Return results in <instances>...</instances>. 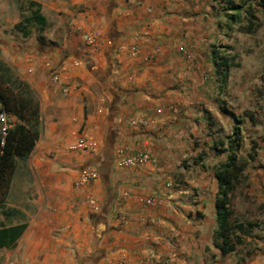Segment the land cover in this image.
<instances>
[{
  "label": "crops",
  "instance_id": "obj_1",
  "mask_svg": "<svg viewBox=\"0 0 264 264\" xmlns=\"http://www.w3.org/2000/svg\"><path fill=\"white\" fill-rule=\"evenodd\" d=\"M27 1L45 25L23 35L20 2L0 0V59L34 92L41 131L11 176L5 226L25 228L0 264H225L239 247L223 255L213 237L217 167L234 143L222 117H236L216 87L222 57H235L218 51L233 33L227 0ZM79 136L95 149H72ZM144 148L152 163L118 164V150ZM242 158L233 213L250 198L264 208V156ZM85 166L97 178L79 184Z\"/></svg>",
  "mask_w": 264,
  "mask_h": 264
},
{
  "label": "trees",
  "instance_id": "obj_2",
  "mask_svg": "<svg viewBox=\"0 0 264 264\" xmlns=\"http://www.w3.org/2000/svg\"><path fill=\"white\" fill-rule=\"evenodd\" d=\"M31 5H37L34 1H29ZM229 6L226 9L232 11L228 13L229 19L236 21L242 12L245 24L238 25L245 33H252L254 30V8L244 2L235 3L227 0ZM257 8L264 12V0H254ZM246 5V6H245ZM25 22H34L38 29L45 25V18L39 12L38 7L31 11V14L24 18ZM25 22L21 19L16 27L23 35L28 34L29 29L24 27ZM234 57H222L217 70L220 76V83H225L227 67L230 65L238 66L233 62ZM0 112L14 117V124L8 130L5 138L2 153L0 154V204L3 202L9 188L11 176L16 166V160H25L32 150L35 141L41 131L39 118V106L34 92L26 81L21 79L14 70L0 59ZM249 116L252 117L250 114ZM233 150L228 151L225 160L217 167L218 192L215 197L216 209V228L213 237L216 239L214 244L220 249L223 255L234 251L236 246L244 240V233L250 231L258 223L251 221H236L231 207V198L236 186L245 178L244 169L245 158L237 156L239 130L233 127ZM255 148V146H254ZM255 153H248L250 159ZM25 228V223L15 225L0 226V248L11 247L15 244L18 237Z\"/></svg>",
  "mask_w": 264,
  "mask_h": 264
},
{
  "label": "rangeland",
  "instance_id": "obj_3",
  "mask_svg": "<svg viewBox=\"0 0 264 264\" xmlns=\"http://www.w3.org/2000/svg\"><path fill=\"white\" fill-rule=\"evenodd\" d=\"M18 1L20 2V12H22L20 15L25 22L24 18L29 16L38 4L31 5L27 0ZM233 1L241 4L244 2L255 7L253 11L255 25L252 33L243 32L242 28H239L240 25L245 24L241 12L236 18L237 20L234 21L233 33L227 37V42L219 46L220 54H233L235 56L233 62L238 63L237 68L232 69L229 82L216 86L223 95V99L219 102V108H224L236 116L232 125L226 124L222 117L224 131L221 134L226 138L227 135L231 136L232 131V135H234L233 127L241 124L238 135L241 147L238 155L246 157L248 153H258V156H264V12L256 7L254 0ZM6 10H8L7 7ZM225 22L223 19V25ZM24 27L33 30L38 28V25L34 22H25ZM246 114L252 115L253 124L247 120ZM23 161L19 160L17 163L20 171L24 167ZM242 186V183L238 184L235 193L240 191ZM254 199H248L253 201L246 207H238V204L233 202L236 221H251L258 224L250 231L243 232L244 240L235 254L223 259L225 264H264V244L261 242V239H264V208L257 207ZM5 203L6 196L0 204V226L5 225L6 215L9 212ZM247 236L249 239L245 240Z\"/></svg>",
  "mask_w": 264,
  "mask_h": 264
},
{
  "label": "built area",
  "instance_id": "obj_4",
  "mask_svg": "<svg viewBox=\"0 0 264 264\" xmlns=\"http://www.w3.org/2000/svg\"><path fill=\"white\" fill-rule=\"evenodd\" d=\"M99 36V31L97 29H92L87 32H83L81 39L86 46L92 47L96 44L97 38ZM188 58H192L191 54H186ZM50 79L53 82H58L59 77L56 72L50 73ZM130 123L136 126H144L146 124L145 119L137 118L131 119ZM14 120L12 116L7 115L5 112H0V154L4 146L5 138L8 130L13 126ZM96 147L95 141L88 139L85 136H79L74 144L71 146L72 149H89L93 150ZM123 151L118 150V164L121 166L134 165V164H144L147 162L152 163L154 159L151 157L147 149H141L140 151L130 154L122 155ZM97 178V171L89 166L82 167L79 170V184L90 183ZM148 203H154L155 199L153 197L145 199Z\"/></svg>",
  "mask_w": 264,
  "mask_h": 264
},
{
  "label": "water",
  "instance_id": "obj_5",
  "mask_svg": "<svg viewBox=\"0 0 264 264\" xmlns=\"http://www.w3.org/2000/svg\"><path fill=\"white\" fill-rule=\"evenodd\" d=\"M65 52V51H64ZM64 52H62V53H64Z\"/></svg>",
  "mask_w": 264,
  "mask_h": 264
}]
</instances>
